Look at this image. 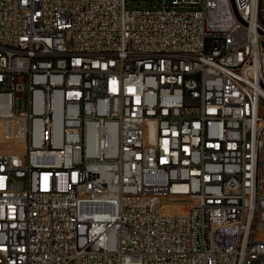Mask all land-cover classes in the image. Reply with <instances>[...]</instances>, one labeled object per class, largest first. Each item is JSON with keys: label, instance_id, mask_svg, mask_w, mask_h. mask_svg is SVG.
<instances>
[{"label": "built area", "instance_id": "obj_1", "mask_svg": "<svg viewBox=\"0 0 264 264\" xmlns=\"http://www.w3.org/2000/svg\"><path fill=\"white\" fill-rule=\"evenodd\" d=\"M263 229L264 0H0V264H264Z\"/></svg>", "mask_w": 264, "mask_h": 264}, {"label": "rangeland", "instance_id": "obj_2", "mask_svg": "<svg viewBox=\"0 0 264 264\" xmlns=\"http://www.w3.org/2000/svg\"><path fill=\"white\" fill-rule=\"evenodd\" d=\"M133 2H135V0H132ZM136 1H139V0H136ZM183 203H187L188 201H181ZM260 238H264V229L261 231L260 235H259Z\"/></svg>", "mask_w": 264, "mask_h": 264}]
</instances>
